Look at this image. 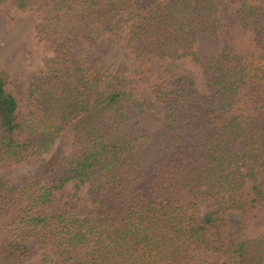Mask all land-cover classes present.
Wrapping results in <instances>:
<instances>
[{
    "label": "trees",
    "instance_id": "16d2710c",
    "mask_svg": "<svg viewBox=\"0 0 264 264\" xmlns=\"http://www.w3.org/2000/svg\"><path fill=\"white\" fill-rule=\"evenodd\" d=\"M6 3L51 55L23 111L0 67V264H264V0Z\"/></svg>",
    "mask_w": 264,
    "mask_h": 264
},
{
    "label": "rangeland",
    "instance_id": "374dc122",
    "mask_svg": "<svg viewBox=\"0 0 264 264\" xmlns=\"http://www.w3.org/2000/svg\"><path fill=\"white\" fill-rule=\"evenodd\" d=\"M38 21L39 14L36 11H21L8 3L0 6V67L10 76V87L18 101L19 111L24 110L27 102L29 75L43 64L45 57L51 55L49 49L34 39V30ZM76 48L83 56H92L94 65L103 69L111 67L116 72L121 69L119 62L124 61V50L112 36L102 38L98 49L86 46ZM45 157L49 158L50 155ZM38 167V165L16 167L10 177L35 175ZM73 191L74 183L67 184L64 199L60 200L59 196H54L55 207H61L70 199ZM90 210V205L85 203L83 198L72 213L87 215ZM203 213L208 214L210 210L204 209ZM239 220V214H231L228 228L230 235L235 234ZM37 257L38 253L34 255V259Z\"/></svg>",
    "mask_w": 264,
    "mask_h": 264
}]
</instances>
